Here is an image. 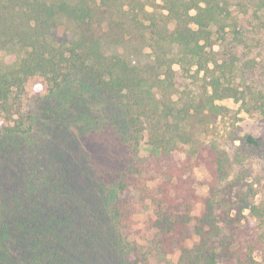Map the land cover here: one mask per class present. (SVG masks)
Here are the masks:
<instances>
[{
    "label": "trees",
    "instance_id": "trees-1",
    "mask_svg": "<svg viewBox=\"0 0 264 264\" xmlns=\"http://www.w3.org/2000/svg\"><path fill=\"white\" fill-rule=\"evenodd\" d=\"M159 1L0 0V51L22 53L17 63L0 65V142L7 140L17 157L20 147L31 148V121L24 125L15 114L19 97L36 87L61 105H50L54 120L66 109L84 126L94 124L89 106L106 96L121 111L127 155L106 194L122 264L143 262L125 230L131 224L126 188L144 171L158 177L151 224L162 254H177L175 264H264V183L254 181L250 158L262 142L240 137L248 155L238 157L233 171L227 151L203 140L223 109L216 100L230 95L209 66L210 27L224 29L228 17H237L226 0ZM247 23V17L239 22ZM121 44L125 54L114 48ZM174 64L183 84L176 83ZM144 137L151 157L138 167ZM200 164L216 181L202 194L191 175ZM40 173L35 181L43 184L47 174ZM59 183L51 179L31 202L25 189L0 193L10 196L0 200V264H81L69 255L83 248L73 228L72 194Z\"/></svg>",
    "mask_w": 264,
    "mask_h": 264
},
{
    "label": "rangeland",
    "instance_id": "rangeland-1",
    "mask_svg": "<svg viewBox=\"0 0 264 264\" xmlns=\"http://www.w3.org/2000/svg\"><path fill=\"white\" fill-rule=\"evenodd\" d=\"M226 1L231 16L237 19L228 17L224 29L216 25L210 27L213 62L209 66L230 95L216 100L223 109L203 140L213 141L218 148L227 151L234 171L238 157L248 155L240 150L239 138L245 134L259 138L262 147L250 158L255 162L254 181L264 183V6L258 0ZM157 2L161 4L159 0ZM145 9L154 10L151 5ZM245 17L252 25L247 23L242 27L239 24ZM114 48L120 53L127 52L122 44L114 45ZM144 51L149 52V49ZM21 56L20 52L0 51V65L15 64ZM173 67L179 72L176 83L183 84L185 80L178 65ZM57 101L53 102L42 87L19 97L15 118L24 125L31 121L35 137L31 148H19L18 157L7 140L0 142V149H3L0 151V193L25 189L29 195L27 201L31 202L37 189L46 187L51 179L59 180L61 190L71 191L73 228L77 229L83 247L79 253L69 255L76 257L81 264H122L108 223L106 195L124 169L127 156L119 126L121 111L104 96L89 106L91 123L95 125L84 126L66 109L64 115L54 120L57 109H51L50 105L57 107ZM150 157L144 137L140 141L137 166L145 164ZM175 157L181 159L184 153L177 152ZM35 162L39 165L36 171ZM40 172L47 174L48 180L43 184L35 181ZM191 175L201 194L216 184L211 170L204 164L194 166ZM137 178H133L126 188L131 224L125 235L142 253L141 264H175L177 254H162L154 242L155 229L151 220L158 177L153 172L144 171ZM9 197H0V200Z\"/></svg>",
    "mask_w": 264,
    "mask_h": 264
}]
</instances>
